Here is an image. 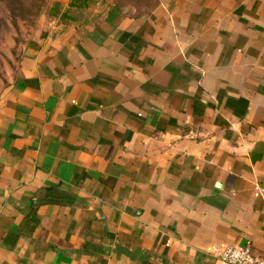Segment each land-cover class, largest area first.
I'll return each instance as SVG.
<instances>
[{"label":"crops","instance_id":"obj_1","mask_svg":"<svg viewBox=\"0 0 264 264\" xmlns=\"http://www.w3.org/2000/svg\"><path fill=\"white\" fill-rule=\"evenodd\" d=\"M71 1L0 90V264L264 257V0Z\"/></svg>","mask_w":264,"mask_h":264},{"label":"rangeland","instance_id":"obj_2","mask_svg":"<svg viewBox=\"0 0 264 264\" xmlns=\"http://www.w3.org/2000/svg\"><path fill=\"white\" fill-rule=\"evenodd\" d=\"M55 1L0 0V90L16 72L23 44L51 20Z\"/></svg>","mask_w":264,"mask_h":264},{"label":"built area","instance_id":"obj_3","mask_svg":"<svg viewBox=\"0 0 264 264\" xmlns=\"http://www.w3.org/2000/svg\"><path fill=\"white\" fill-rule=\"evenodd\" d=\"M224 264H264V257L254 254L247 247L228 245L219 254Z\"/></svg>","mask_w":264,"mask_h":264},{"label":"trees","instance_id":"obj_4","mask_svg":"<svg viewBox=\"0 0 264 264\" xmlns=\"http://www.w3.org/2000/svg\"><path fill=\"white\" fill-rule=\"evenodd\" d=\"M76 4L78 6L85 5L86 4V0H72L71 3H70L71 6L76 5ZM61 15H64V13H62Z\"/></svg>","mask_w":264,"mask_h":264}]
</instances>
